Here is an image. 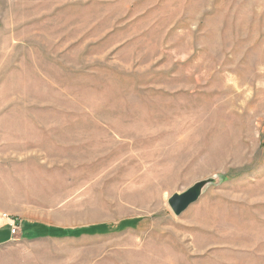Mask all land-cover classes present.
Returning a JSON list of instances; mask_svg holds the SVG:
<instances>
[{
  "label": "rangeland",
  "instance_id": "rangeland-1",
  "mask_svg": "<svg viewBox=\"0 0 264 264\" xmlns=\"http://www.w3.org/2000/svg\"><path fill=\"white\" fill-rule=\"evenodd\" d=\"M0 264H264V0H0Z\"/></svg>",
  "mask_w": 264,
  "mask_h": 264
},
{
  "label": "water",
  "instance_id": "water-1",
  "mask_svg": "<svg viewBox=\"0 0 264 264\" xmlns=\"http://www.w3.org/2000/svg\"><path fill=\"white\" fill-rule=\"evenodd\" d=\"M214 181V179L199 181L185 192L172 195L168 200L170 210L176 217H180L186 210L199 201L204 188Z\"/></svg>",
  "mask_w": 264,
  "mask_h": 264
},
{
  "label": "bare ground",
  "instance_id": "bare-ground-1",
  "mask_svg": "<svg viewBox=\"0 0 264 264\" xmlns=\"http://www.w3.org/2000/svg\"><path fill=\"white\" fill-rule=\"evenodd\" d=\"M166 166L165 165H161V164H154V169L152 170H156V171H160V172H163L165 170ZM163 180H161L159 182V185L160 183L162 182Z\"/></svg>",
  "mask_w": 264,
  "mask_h": 264
},
{
  "label": "trees",
  "instance_id": "trees-1",
  "mask_svg": "<svg viewBox=\"0 0 264 264\" xmlns=\"http://www.w3.org/2000/svg\"><path fill=\"white\" fill-rule=\"evenodd\" d=\"M137 222H138V220L130 221V222H126L125 224H123V227H126V226H133V225H135Z\"/></svg>",
  "mask_w": 264,
  "mask_h": 264
}]
</instances>
